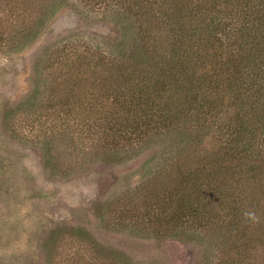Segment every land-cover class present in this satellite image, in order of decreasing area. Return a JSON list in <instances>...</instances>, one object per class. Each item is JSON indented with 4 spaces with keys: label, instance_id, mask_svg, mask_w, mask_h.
<instances>
[{
    "label": "rangeland",
    "instance_id": "rangeland-1",
    "mask_svg": "<svg viewBox=\"0 0 264 264\" xmlns=\"http://www.w3.org/2000/svg\"><path fill=\"white\" fill-rule=\"evenodd\" d=\"M210 61L241 96L233 138L264 162V81L247 91L264 0H0V264H264V163L258 194L229 183L211 203L206 141L180 131L169 168L157 141Z\"/></svg>",
    "mask_w": 264,
    "mask_h": 264
},
{
    "label": "trees",
    "instance_id": "trees-1",
    "mask_svg": "<svg viewBox=\"0 0 264 264\" xmlns=\"http://www.w3.org/2000/svg\"><path fill=\"white\" fill-rule=\"evenodd\" d=\"M132 55L131 59H138L141 57V52L135 51ZM220 61L222 65L229 64V60L227 59L222 58ZM213 62L214 61L210 63V69L204 67V70H200L192 77L193 79L185 78V81H182V79L180 80L182 87H180L177 100H180V104L186 105L188 109L179 110L177 112H165L162 114L159 121V124L161 123L162 126H159V124L157 125V130L159 129L160 131V138L157 141L159 143L165 142L168 155L171 154L170 158L166 159L165 167L167 168H169V165L177 163V161L180 166H183V164L180 163V158H176V154L181 155L180 150L177 148L180 131L188 132L190 130H196L198 140L206 141V143L201 145V147H203V153H205L204 156H198L194 151H192V156L196 160L195 165L197 168H201V181L204 182L206 187L212 186V190L210 191L213 192L210 194L207 193L205 196L211 203L212 197L215 201V199H221V196L223 198V195H225V198L229 196L227 191H230L232 188V186H229L227 189L229 183L236 185L243 193L247 192L249 195L258 194L257 188L250 187L246 185V183H251L255 186L258 185L257 177L261 174V164L264 163L261 159H252L249 147L250 140L241 144L239 136L238 138L237 136L233 138V133L236 130H234V128H239L238 125L241 124V121H239L241 119L239 116L240 111L234 109L235 102L239 101L241 96L238 92L231 96L226 95L227 87L225 86L227 83L225 79H229V76H227L229 74L224 73L220 69L218 71L214 70V67L212 68ZM260 65L261 69L258 68L259 70L255 72V74L258 75L254 76L253 81L251 80L250 84H248V92L251 89L262 88L260 84L264 81V66L262 67V64ZM235 71H239L238 61L235 66ZM213 133L215 134L213 135ZM242 133H246V131H242ZM208 134H210V136H208ZM211 135H213V137ZM210 144L214 146H209ZM240 145H245V147L238 148ZM206 147H209L213 153L207 154L206 151L208 149ZM245 160H249V162L253 164H258L255 165L257 170L247 167V169L242 171V176L244 177L235 178V169H239L237 165ZM183 162L192 164L190 163L191 161L189 162L187 159ZM180 166L176 165L177 169L175 170V174L178 176L176 178L181 184L185 182L186 186L189 187L196 196L201 194V191L204 190L203 186L198 193H195L191 189V186H194L192 182L194 177L183 173ZM197 174L198 173H195L194 176ZM225 190H227L226 193Z\"/></svg>",
    "mask_w": 264,
    "mask_h": 264
}]
</instances>
